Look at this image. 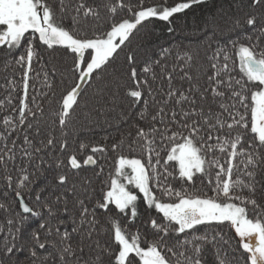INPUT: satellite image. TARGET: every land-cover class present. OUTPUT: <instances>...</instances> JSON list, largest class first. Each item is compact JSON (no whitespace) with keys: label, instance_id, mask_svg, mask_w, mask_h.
Here are the masks:
<instances>
[{"label":"snow or ice","instance_id":"obj_1","mask_svg":"<svg viewBox=\"0 0 264 264\" xmlns=\"http://www.w3.org/2000/svg\"><path fill=\"white\" fill-rule=\"evenodd\" d=\"M210 2L0 0V264H205L209 246L214 264H264V0L211 15L201 63L131 47ZM89 90L133 113L111 144L75 139Z\"/></svg>","mask_w":264,"mask_h":264},{"label":"trees","instance_id":"obj_2","mask_svg":"<svg viewBox=\"0 0 264 264\" xmlns=\"http://www.w3.org/2000/svg\"><path fill=\"white\" fill-rule=\"evenodd\" d=\"M241 3V0H211L207 6H194L187 14H181L179 19L174 18V23L171 25L175 31L170 33L168 31V25L163 22L156 21L149 25L147 29H142L133 40L131 47L136 50L137 57L143 60L147 57H156L160 54L162 48L172 49V55L175 56L177 52L180 55H184L185 52H190L197 63L204 61L207 55L211 54V50L206 47V42H203L201 36V27L206 26L205 21L211 17V15H217L219 9H223L228 14H235L237 5ZM245 10L247 11V0H243ZM103 14V10H102ZM219 18V17H218ZM226 38L222 37L221 39ZM213 47L215 45L213 44ZM51 54L44 53V61L47 62V69L51 70L55 66L56 68L64 69L65 60L59 51L52 52ZM171 59V58H170ZM124 55L121 54L117 63L123 64ZM70 63V61H68ZM39 67V66H36ZM12 69L5 70L3 63L0 62V85L5 83V75H11ZM59 72L55 76V82L59 81ZM71 81H69L70 83ZM62 88L57 87L56 94ZM122 91V90H121ZM3 89L0 88V93ZM47 108L48 105L46 104ZM113 104L110 102L108 105L101 107V104L97 102L92 90H89L84 99L81 101V107L77 110V116L79 119L75 121V130L77 142L90 141L96 144L104 143V138L107 137V143L112 142L120 138L121 132L129 131V125L133 120V113L128 108L126 102L122 101L118 96L115 100L114 110H112ZM57 136L59 131L57 130ZM72 141L70 140V143ZM114 154L106 155L104 159L99 160L98 164L104 168V176L107 177L111 166V156ZM163 155V154H162ZM81 178L93 179L94 186L99 187V181H96L93 176L92 168H84L80 173ZM197 186H200L197 181ZM143 212V207H141ZM227 237L231 239L230 252L238 247V237H235L234 231L230 229H223ZM233 254L239 255L238 252ZM24 254H21V258ZM25 264H28L25 261ZM205 264H214L213 250L209 246L207 256L205 257Z\"/></svg>","mask_w":264,"mask_h":264},{"label":"rangeland","instance_id":"obj_3","mask_svg":"<svg viewBox=\"0 0 264 264\" xmlns=\"http://www.w3.org/2000/svg\"><path fill=\"white\" fill-rule=\"evenodd\" d=\"M234 231V230H233ZM239 239V238H238Z\"/></svg>","mask_w":264,"mask_h":264}]
</instances>
